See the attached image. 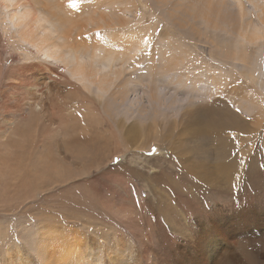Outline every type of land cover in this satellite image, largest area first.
<instances>
[{"label": "bare ground", "instance_id": "1", "mask_svg": "<svg viewBox=\"0 0 264 264\" xmlns=\"http://www.w3.org/2000/svg\"><path fill=\"white\" fill-rule=\"evenodd\" d=\"M236 1L241 18H244L248 14L247 8L242 0ZM244 1L257 9L254 15L264 28V0ZM120 2L111 1L117 5ZM91 4V0H0L3 32L12 43L15 40L22 43L28 52L25 54L28 63L16 67L15 76H6L4 85L0 86V107L8 114V117L3 115L7 124L3 123L5 128L0 134V264H222L224 259L221 260V254L225 250L228 264L240 262V259L244 264H259L254 258L251 242L260 231L245 230L244 226L255 217L239 218L241 232L227 229L239 238L226 241L222 246V231L230 225L233 217L223 218L220 201L240 179L256 183L264 171V160L261 159L264 154L254 151L248 159L239 157L237 148L241 137L239 140L228 135L246 128V122L234 109L233 99L218 96L209 107H189L184 112L185 120L177 133L178 139L183 142L178 143V152L174 146L168 148L172 154L166 162L169 165L158 166L144 175L134 166L118 163L107 167L101 174H92L94 169H100L104 161L109 165L123 156L122 147L126 146V142L128 145L132 143L128 137L121 136L122 140L116 141L114 149L110 150L109 137L94 134L92 138L83 126L79 131L75 124L67 123L66 120L75 119L77 113L72 107L74 100H70L67 94H64L63 100L59 96L61 115L56 116L53 101L47 96L51 90H48V82H57L54 79L55 70L49 64L62 67L67 72L68 77H61L62 87L74 88L72 81L87 91L93 87L104 104L103 111L109 108L114 112L112 106L126 107L123 108L126 114L128 109L131 110L126 105L129 88L122 80L118 81L123 72L122 66L113 68V63L106 62L103 57L84 55L75 50L69 36H65L70 30L64 32V28ZM88 19L91 20V15ZM248 24L245 22L241 26L247 27ZM218 80L213 81L208 90L196 87V91L211 98L217 94ZM62 89L57 86L54 93L62 94ZM157 93L161 94L162 90ZM188 93L193 95L195 92ZM85 98L80 99L84 102ZM160 102L178 108L186 103V99L184 96L177 99L175 94L168 92L160 97ZM90 103L94 104V100L90 99ZM13 112L31 115L37 129L42 122L44 132L39 129L37 135L15 132ZM45 116L46 123L41 120ZM107 117L105 120H114L108 114ZM76 118L86 121L85 115ZM120 121L123 127V119ZM133 127L134 124H131L128 128L132 130ZM167 136H173V132H168ZM159 140L165 142V139ZM209 142L215 145L214 151L206 147ZM14 149L17 156L11 153ZM3 150L4 153L6 150L7 156L3 155ZM184 153L188 155L185 159L180 156ZM134 155L135 158L137 155ZM174 172L178 175L175 176ZM138 181L148 190L146 198L142 196ZM114 186H128L129 193L126 189L122 191L130 197H124V193ZM75 189L87 190L84 194L87 202L84 203L96 201L98 205L94 208L113 213L110 214L109 224L92 217L94 215H85L84 208L72 210L78 207L77 201L79 205L83 204L77 198L69 200L65 208L40 207L34 210L36 200H47L50 196H60ZM174 193L176 196H173ZM183 196L191 199L194 205L204 200L212 205L204 210L201 218L190 219L177 208V200L183 201ZM157 220L169 227L172 239L177 236L180 243L177 246L183 245V250L174 248L168 251L161 232L157 230ZM241 239L244 240V246L240 247L242 252L238 247ZM200 251L205 252L207 260L200 261Z\"/></svg>", "mask_w": 264, "mask_h": 264}, {"label": "rangeland", "instance_id": "2", "mask_svg": "<svg viewBox=\"0 0 264 264\" xmlns=\"http://www.w3.org/2000/svg\"><path fill=\"white\" fill-rule=\"evenodd\" d=\"M111 1L113 0H91V7L84 9L80 16H75V21L78 22L73 21L67 25L64 32L70 30L65 36H69L68 39L70 43L73 42L71 46L75 50L81 51L84 55H95V58L103 57L106 62L113 63V68L122 66L123 72L118 81L122 80L129 88L126 105H129L131 110L128 109L126 114L123 111V108L126 107L112 106L114 112L109 108L103 111L104 104L96 95L93 87L87 91L75 81H72L74 88L62 87L61 77H68L67 72L62 67L56 68L48 64L55 70L53 71L54 79L57 80V82H48V87L50 86L48 90H51L47 94L48 98L53 101L52 108H54L56 116L61 115L59 108L62 105L59 106V96L63 100L64 94H67L70 100H74L72 107L77 112L75 119L66 120L69 125L74 126L75 124L74 127L79 131L83 126L92 138L95 135L109 137L108 148L110 150L114 149L116 141L122 140L121 136L128 137L132 143L128 145L126 142V146L122 147V151L125 153L123 156L111 161L109 165L107 161H104L99 166L100 169H94L92 174H101L107 167L118 163L127 167L134 166L140 169L144 175L151 173L158 166L169 165L166 162L172 154L168 148L174 146L178 152V143L183 142L178 139L177 133L185 120L184 112L186 113L189 107L190 109L209 107L219 98L218 96L233 99L235 101L234 109L246 122L244 131L238 129L228 134L236 136L237 139L241 137V144L237 148L239 157L248 159L254 151H261L264 154V28L261 27L255 16L258 12L257 9L255 10L251 4H246L242 0L247 8L246 16L248 17L241 18L236 0H207L210 1L207 2L208 4L206 0H120L122 3L120 2L119 5L111 3ZM68 6L66 5V7ZM90 15L91 20L88 19ZM245 22L250 24L247 27L241 26ZM12 40L14 41V39ZM27 53L24 45L16 40L12 43L0 26V86L4 85L6 76H15L16 67L28 63L25 60ZM187 77L188 79H186ZM215 78H219L216 83L217 86L219 85L215 92L217 96L209 98L196 91V87L204 90L211 88ZM191 83H193L192 86H190ZM52 85L55 86L52 88ZM57 86L63 88L60 90L62 94L54 93L57 92ZM177 86L181 88L179 89ZM161 90V94L157 93ZM188 91L195 93L192 95ZM168 92L175 94L177 99L184 96L186 103L177 108L160 102V97ZM81 97H86L84 102L81 101ZM90 99L94 100V104L90 103ZM13 114L15 115L12 118L15 132L31 135H37L38 129L41 133L44 132L43 123L39 122L37 129L31 115L17 112H13ZM107 114L114 120H105V117L108 119ZM3 115L8 117L5 109L0 107V134L5 128L3 123L7 124ZM78 115H85L86 121H80L79 118H76ZM120 117L124 122L123 127ZM45 118L46 116L41 119L44 123L47 122V118ZM108 122L113 126L111 127ZM131 124H134L132 130L128 128ZM50 131L52 132L53 129ZM168 132H173V136L168 137ZM81 133L85 134V132ZM144 139L148 140L144 141ZM159 139H165V142L161 143ZM236 144L238 145V143ZM206 147L210 151H214L215 145L209 142ZM114 151L110 153H115ZM11 153L17 156L15 149ZM134 154L137 155L135 158ZM3 155L7 156L6 150L5 153L3 150ZM180 156L185 159L188 155L184 153ZM261 159L264 160V156ZM1 161L2 159H0ZM174 175L177 176L178 173L174 172ZM258 179L256 183L240 179L237 185L230 188L228 194L220 201L219 208L223 218L231 215L233 217L230 225L222 231L224 240L222 246H225L226 241L239 238L234 236L237 231L241 232V225L238 224L239 218L255 217L253 221H249L244 226H246L245 230L260 231L261 234L255 236V240L251 244L254 258L259 264H264V171ZM134 184L131 185L134 186ZM221 185L224 187L223 183ZM138 186H140L142 196L146 198L149 195L147 188L141 181H138ZM134 187L136 188V186ZM114 188L120 189L124 193H122L124 197H130L128 196V186L125 188L114 186ZM123 189L128 190V193L122 191ZM86 192V189H75L74 192L71 191L60 196H50L47 200H36L37 204L34 210H38L40 207L65 208L69 200L77 198L83 204L79 205L77 201L78 207H74L72 210L78 211L84 208L85 215H94L92 217H97L109 224L110 214L113 213L94 208L98 205L96 201L84 203V201L87 202L84 198ZM173 196L176 194L174 193ZM115 199L117 198L115 197ZM182 199L183 201L177 200V208L190 219L201 218L204 210L212 205L208 200L194 205L191 203V199L185 196ZM91 206L92 208H90ZM157 224L159 226L157 230L159 233L161 232V239L166 244L168 251L169 249L172 251L174 248L177 251L183 250V245L177 246L180 244L176 239L177 236L172 239L169 227L159 220H157ZM162 227L164 230H161ZM227 229H234L235 233ZM241 246H244L243 239L238 241L239 250L242 252ZM200 252V261L207 260L205 252ZM225 254H227L226 250L221 254V260L224 259L222 264H228ZM234 264H244V261L240 259V262Z\"/></svg>", "mask_w": 264, "mask_h": 264}]
</instances>
